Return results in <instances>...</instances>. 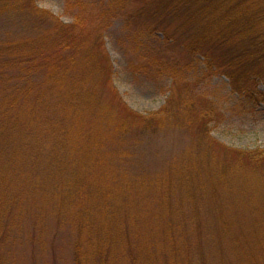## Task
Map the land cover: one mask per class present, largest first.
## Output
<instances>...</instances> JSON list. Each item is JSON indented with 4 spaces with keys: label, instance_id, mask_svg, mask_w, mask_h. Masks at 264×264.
I'll return each mask as SVG.
<instances>
[{
    "label": "rangeland",
    "instance_id": "obj_1",
    "mask_svg": "<svg viewBox=\"0 0 264 264\" xmlns=\"http://www.w3.org/2000/svg\"><path fill=\"white\" fill-rule=\"evenodd\" d=\"M174 4L0 0V264H264V62L233 81L236 49L192 53ZM58 31L78 51L33 73L50 110L33 90L15 121L3 103L33 77L6 62Z\"/></svg>",
    "mask_w": 264,
    "mask_h": 264
},
{
    "label": "trees",
    "instance_id": "obj_2",
    "mask_svg": "<svg viewBox=\"0 0 264 264\" xmlns=\"http://www.w3.org/2000/svg\"><path fill=\"white\" fill-rule=\"evenodd\" d=\"M173 1L175 2V6L185 3L190 4L187 5L189 7L184 18H186L187 22L190 21L189 23L194 24L195 27L194 31L190 33L192 37L187 46L192 53H199L206 41L211 38V35H217L223 42L227 41L231 48L236 49L234 56L231 60H228L225 66L226 70L230 72V78L233 81L237 79V76H234L235 73L236 75L247 76L251 80L252 77L259 76L261 69L255 66V64L252 65L250 59L255 60V62H264V0H179V2L178 0H171V2ZM60 29L64 31L63 33L69 32V30H67V28L65 29L63 26L62 28L60 27ZM58 33L62 35H59L58 38L56 37L54 45H51L46 50H42L43 52L40 51V59H38L34 53L30 54L29 52L30 55H26L27 58L25 60H21L19 56L17 59H11L6 62L7 64L28 63L27 68H24V74L27 77H33L25 81L26 84L23 88L19 86L15 87L13 89L14 99H7L3 103L6 110L8 108L15 111L13 113L15 121L20 119L19 113H17L18 111L15 109V98L31 96L33 90L36 91V94L31 102L32 108L46 107V109L50 110L49 103L45 102L46 97L43 95L44 93L37 91L39 87L33 88V73L36 72V68H44L48 74L52 70L58 71L61 75L65 74L67 72L64 68L65 65H61L65 60H62L57 54L64 49L72 48L73 54L69 55V59H72L74 53L78 51L74 50L73 44L76 42L73 41L70 35H64L60 31H58ZM226 37H229V39ZM47 55H49V57H46ZM37 59L40 64L39 67L38 63H36ZM35 64L37 65L34 66ZM66 64H68V62ZM0 77H3V75L1 74ZM53 81L54 80H52V83ZM58 85L61 84L59 83ZM58 85L56 84V87H54L55 91L50 89L51 96L61 99L63 98V94L60 93L61 91ZM71 92L72 90L70 94ZM75 97L76 95L73 92V104H77L78 97H76L77 99ZM184 108V111L189 110L186 104ZM205 110L201 112L199 110V114L195 115V117L196 121L200 119L204 120L205 125H203V127L206 126L205 129L207 131L208 119L212 112L210 110L207 111V108H205ZM189 112L196 113L195 110H190ZM256 159V164L258 162L259 164L264 162V150H259Z\"/></svg>",
    "mask_w": 264,
    "mask_h": 264
}]
</instances>
